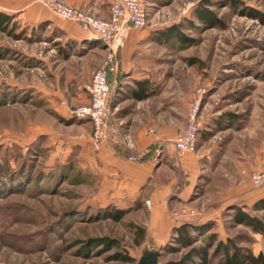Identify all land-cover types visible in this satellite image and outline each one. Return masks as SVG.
Masks as SVG:
<instances>
[{
  "label": "rangeland",
  "instance_id": "obj_1",
  "mask_svg": "<svg viewBox=\"0 0 264 264\" xmlns=\"http://www.w3.org/2000/svg\"><path fill=\"white\" fill-rule=\"evenodd\" d=\"M142 2L148 35L135 52V78L152 92L134 102L131 79L117 77L97 144L113 139L127 158L140 160L144 152L133 154L128 119H142L147 129L148 119L160 115L184 129L197 106L205 132L199 144L207 158L197 192L203 197L193 207L174 209L175 226L151 236L152 210L145 200L101 196L100 176L86 154L89 142L94 144L92 130L87 121L63 113L78 106L105 53L93 45L65 46L46 22L30 27L10 15L12 27L0 31V264H136L144 251H158L159 264H201L183 260L190 247L173 242L174 229L183 223L206 225L203 234H191L193 246L206 245L209 256L217 242L227 240L264 253V235L236 221L232 209L264 223V197L256 198L264 192L248 183L264 159V22L248 13L264 14V0ZM245 186L250 189L243 198ZM215 196L220 204L207 220H188L207 212ZM210 234L214 243L207 242Z\"/></svg>",
  "mask_w": 264,
  "mask_h": 264
},
{
  "label": "crops",
  "instance_id": "obj_2",
  "mask_svg": "<svg viewBox=\"0 0 264 264\" xmlns=\"http://www.w3.org/2000/svg\"><path fill=\"white\" fill-rule=\"evenodd\" d=\"M60 1L89 11L97 17L106 18L110 5L115 0ZM0 12H4L9 16L12 15L15 19L30 27L42 26L46 22L65 46L67 44H73L76 47L93 45L95 50L100 51L99 53L103 55L106 53L105 45L102 42L98 40L96 42L95 38L80 30L75 23L58 18L45 1L0 0ZM147 33V29L127 31L117 54V75L115 73L110 77V90H113V86L117 84V77L123 79V76H125L128 80L131 79L129 80L133 83L131 99L137 103L149 98L135 100L132 97V90L136 89L138 82H142L139 78H135L137 69L135 52L139 44L147 37ZM90 41H95V43L90 44ZM100 65L101 62L98 60V67ZM85 86L78 105L88 102ZM149 91L152 92V89L149 88ZM63 115L64 117H70L69 112H64ZM156 116L148 119L147 129H145V121L142 119L133 117L127 120L128 124L125 128L128 129L127 131L133 136L135 142L133 154L140 155L144 152L140 160H128L122 149L114 144L113 139L109 140L108 138L98 144V149L94 148L93 142H89L87 146L89 152L86 154H89V166L92 171L100 176V195L111 201L126 199L134 202L137 198H140L141 201L145 200L152 210L149 233L151 236H162L163 233L175 226L171 215L174 209L183 205L193 207L196 201L203 197V193L198 194L197 192L203 189L201 174L204 171L207 158L204 160L205 153L201 144H199L201 134L203 137L205 135L203 127L198 134L197 152L195 154H179L174 149L173 141L183 128L163 119L160 115ZM87 123L92 130V125L89 122ZM151 128L156 129L154 134L148 132ZM262 163H264V159L259 162L258 168ZM248 183L250 184V182ZM240 189L244 191L243 198L249 195L245 191L250 187L245 186ZM252 189L264 192V189L258 190L253 187ZM236 192V189L233 188L231 192L233 200L236 198ZM262 197H264V194L256 195L257 199H262ZM219 199L218 196L213 197L209 202L210 204L206 208L204 207L207 212L188 220L195 223L207 220L208 211H213L215 205L219 206ZM232 199L229 201H233Z\"/></svg>",
  "mask_w": 264,
  "mask_h": 264
},
{
  "label": "built area",
  "instance_id": "obj_3",
  "mask_svg": "<svg viewBox=\"0 0 264 264\" xmlns=\"http://www.w3.org/2000/svg\"><path fill=\"white\" fill-rule=\"evenodd\" d=\"M48 6L58 18L75 23L80 30L89 33L105 45L104 60L94 72L90 83L85 86L88 102L74 106L69 110L72 118L87 121L92 125L94 148L98 149L97 142L105 125L108 111L110 77L117 71L119 47L128 30H141L146 27L147 9L142 0H115L110 5L108 16L100 18L89 11L71 6L60 0H54ZM197 110V106L190 110L187 125L173 141L174 149L179 154L195 153L197 150V139L201 129ZM148 132L154 134L156 129L151 128ZM125 146L128 149L133 147L129 137L125 138ZM128 160L134 161L135 158L129 156ZM249 182L254 189H264V163L250 174ZM186 214L190 216L193 215V212L190 211ZM180 215V213L174 212L176 219Z\"/></svg>",
  "mask_w": 264,
  "mask_h": 264
},
{
  "label": "trees",
  "instance_id": "obj_4",
  "mask_svg": "<svg viewBox=\"0 0 264 264\" xmlns=\"http://www.w3.org/2000/svg\"><path fill=\"white\" fill-rule=\"evenodd\" d=\"M249 17L252 19H258L264 22V14L257 10L249 9ZM204 16H201L203 19ZM216 21L215 17H210ZM13 23H11V18L4 12H0V31L4 32L9 27L11 28ZM166 39V38H165ZM164 39V40H165ZM168 39V38H167ZM149 87L146 81L138 82L136 89L132 90V97L135 100H144L150 95ZM233 209V217L248 228L254 234L264 235V223L258 218L246 213L242 208L236 207ZM121 214V211L114 212L111 216L116 219ZM205 226H193L189 223H183L174 229L176 236L174 237L175 243L183 247H190V250L186 253L183 260H193V258L199 259L201 264H210L216 256L220 259L218 264H264V253L258 252L254 254L250 249L240 248L236 246L232 241L227 240L226 242H217L213 253L209 256V249L206 245L204 246H193L194 240L192 232L203 234ZM144 230H139V237L142 239L144 236ZM207 242L214 243L216 241V236L214 234L208 235ZM139 243V242H138ZM184 262V261H183ZM165 264H182V262H168Z\"/></svg>",
  "mask_w": 264,
  "mask_h": 264
},
{
  "label": "water",
  "instance_id": "obj_5",
  "mask_svg": "<svg viewBox=\"0 0 264 264\" xmlns=\"http://www.w3.org/2000/svg\"><path fill=\"white\" fill-rule=\"evenodd\" d=\"M158 251H144L138 258L136 264H159Z\"/></svg>",
  "mask_w": 264,
  "mask_h": 264
}]
</instances>
